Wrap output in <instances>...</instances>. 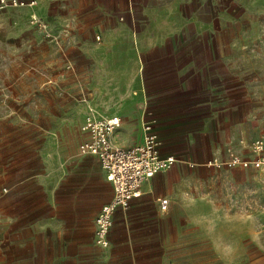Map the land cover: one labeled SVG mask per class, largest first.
Instances as JSON below:
<instances>
[{"label": "rangeland", "instance_id": "1", "mask_svg": "<svg viewBox=\"0 0 264 264\" xmlns=\"http://www.w3.org/2000/svg\"><path fill=\"white\" fill-rule=\"evenodd\" d=\"M12 1L0 2V264H23L27 243L30 264H48V240L32 245L45 198L40 177L50 167L61 169L60 200L83 201L95 220L112 192L97 161L79 152L81 124L97 112L119 116L127 98L114 92L131 81L119 65L97 62L84 48L102 39L95 25L56 30L48 15L35 13L46 21L44 30L31 16L21 21V10L30 7ZM85 1L90 14L120 3ZM135 2L163 8L184 29L166 53L141 55L135 109L158 106L169 114L187 133L181 143L187 154L174 165L191 170L192 194L214 202L218 214L247 215L255 228L264 217V173L225 162L231 153L251 157V144L264 131V0Z\"/></svg>", "mask_w": 264, "mask_h": 264}, {"label": "crops", "instance_id": "2", "mask_svg": "<svg viewBox=\"0 0 264 264\" xmlns=\"http://www.w3.org/2000/svg\"><path fill=\"white\" fill-rule=\"evenodd\" d=\"M36 1L33 9L21 10V21L36 13L48 15V22L56 30L77 31L95 25L103 33L102 39L84 48L97 62L117 64V71L130 74L126 77L130 85L114 92L127 99L116 111L122 124L111 135L112 143L122 148L142 143L143 126L148 123L158 137L160 157L187 154L181 146L187 133L176 127L169 114L158 106L145 111L135 109L141 92L137 80L141 55L146 51L166 53L164 49L172 36L184 30L182 22L170 20L163 8L136 7L135 0L99 5L93 14L86 11L89 5L85 0ZM94 17L96 21L92 20ZM96 116L108 117L101 112ZM99 170L101 181L111 188L100 167ZM190 173V169L175 164L144 182L140 196L131 200L128 207L115 211L109 245L102 248L94 242L91 208L75 198L60 200L62 170L50 167L40 177L45 198L39 202V216L32 225V245L36 248L48 240V264H264V217L256 218L254 228L247 215L218 214L214 202L192 194L186 178ZM162 198L168 201L166 210L160 208ZM26 246L21 250L22 262L30 264L29 244ZM250 248L255 252H250ZM36 258L37 253L33 252L34 261Z\"/></svg>", "mask_w": 264, "mask_h": 264}, {"label": "built area", "instance_id": "3", "mask_svg": "<svg viewBox=\"0 0 264 264\" xmlns=\"http://www.w3.org/2000/svg\"><path fill=\"white\" fill-rule=\"evenodd\" d=\"M8 0H0L6 3ZM12 4L27 5L34 8L36 0H15ZM31 24L46 30V21L30 15ZM49 37V33L46 35ZM121 119L118 116H87L81 125V132L86 138L80 142L78 149L81 155L95 157L105 179L110 183L112 195L97 213L94 224V242L106 248L109 245L108 235L113 225V215L119 208L129 206L131 200L140 196L141 185L157 173L170 169L177 161L175 155L160 157V143L151 124L145 123L143 142L122 148L115 146L111 135L119 128ZM251 157H242L231 153L225 165L228 168H252L264 173V131L251 144ZM211 164V162H209ZM160 208L166 210L167 199H160Z\"/></svg>", "mask_w": 264, "mask_h": 264}, {"label": "bare ground", "instance_id": "4", "mask_svg": "<svg viewBox=\"0 0 264 264\" xmlns=\"http://www.w3.org/2000/svg\"><path fill=\"white\" fill-rule=\"evenodd\" d=\"M144 126H145V124H144ZM144 126H143V133H145V132H144ZM143 135H144V134H143Z\"/></svg>", "mask_w": 264, "mask_h": 264}]
</instances>
